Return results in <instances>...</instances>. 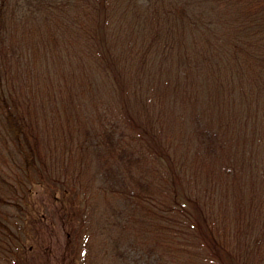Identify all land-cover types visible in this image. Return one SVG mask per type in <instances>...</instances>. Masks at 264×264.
Returning <instances> with one entry per match:
<instances>
[{
    "label": "trees",
    "instance_id": "obj_1",
    "mask_svg": "<svg viewBox=\"0 0 264 264\" xmlns=\"http://www.w3.org/2000/svg\"><path fill=\"white\" fill-rule=\"evenodd\" d=\"M13 148L53 179L97 159L158 264H264V0H0Z\"/></svg>",
    "mask_w": 264,
    "mask_h": 264
},
{
    "label": "rangeland",
    "instance_id": "obj_2",
    "mask_svg": "<svg viewBox=\"0 0 264 264\" xmlns=\"http://www.w3.org/2000/svg\"><path fill=\"white\" fill-rule=\"evenodd\" d=\"M173 131L167 125L166 134L172 137ZM165 148L174 153L169 142ZM186 152L180 150L176 157L189 165ZM0 153V172L9 183L0 180V264H158L155 236L147 246L143 243L137 216L130 223L136 245L124 248L126 211L118 216L124 200L106 181V168L97 159L86 166L74 160L67 170L60 162L52 168L53 179L38 174L41 169L25 170L16 148Z\"/></svg>",
    "mask_w": 264,
    "mask_h": 264
}]
</instances>
